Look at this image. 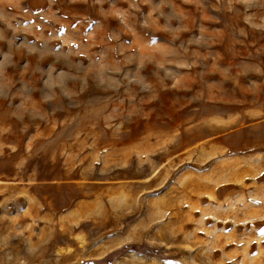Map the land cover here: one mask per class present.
Masks as SVG:
<instances>
[{"label": "rangeland", "instance_id": "374dc122", "mask_svg": "<svg viewBox=\"0 0 264 264\" xmlns=\"http://www.w3.org/2000/svg\"><path fill=\"white\" fill-rule=\"evenodd\" d=\"M0 264H264V0H0Z\"/></svg>", "mask_w": 264, "mask_h": 264}, {"label": "trees", "instance_id": "16d2710c", "mask_svg": "<svg viewBox=\"0 0 264 264\" xmlns=\"http://www.w3.org/2000/svg\"><path fill=\"white\" fill-rule=\"evenodd\" d=\"M155 251V249H153Z\"/></svg>", "mask_w": 264, "mask_h": 264}]
</instances>
